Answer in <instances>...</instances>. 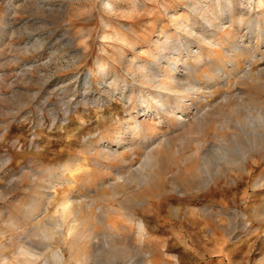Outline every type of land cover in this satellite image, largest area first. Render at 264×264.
<instances>
[{
	"label": "rangeland",
	"instance_id": "rangeland-1",
	"mask_svg": "<svg viewBox=\"0 0 264 264\" xmlns=\"http://www.w3.org/2000/svg\"><path fill=\"white\" fill-rule=\"evenodd\" d=\"M218 8L255 46L227 14L264 24V0H0V264H264V40L209 54ZM169 61L199 90L142 109Z\"/></svg>",
	"mask_w": 264,
	"mask_h": 264
},
{
	"label": "bare ground",
	"instance_id": "bare-ground-1",
	"mask_svg": "<svg viewBox=\"0 0 264 264\" xmlns=\"http://www.w3.org/2000/svg\"><path fill=\"white\" fill-rule=\"evenodd\" d=\"M228 9H230V6H228ZM218 11H219V14L216 15V16H214L212 18V20L209 21L210 23L208 22L209 26H211V27L214 26V28H212L213 30L209 31L208 32V36L206 37V39H210L208 41V43H207L208 44V49H207L208 50V53L209 54H212V53L215 52V49L213 48L215 46V43H216L215 41H218V45L221 46V48H222V45L224 44V42H223V40H218L219 39V32H222V33H225V34L228 35L227 38H226V42L230 43L234 47L233 48L234 49V52L232 54L233 56L243 55V54H250L251 56H253L252 53L254 52L255 48H258L259 47V44L261 42H263V40H264V24L261 23L260 19L259 20H256V19L251 18V17L248 18V19H244V18H242L241 14L235 15L232 12H230L229 14H227L229 16V20H230L231 24H233L235 22L236 25L238 26V28L240 26H242V25H245V27L250 30L249 31L250 36H252V35H255L256 36V45L255 46H252L251 45V46H248V47L247 46H242L241 47V46L235 45V43L230 40V38L232 36L231 31H229V30L228 31L223 30V27H222V23L223 22H222V18L221 17H222V13H225V12L221 8H218ZM262 13L264 14V9H263ZM205 31H208V30L206 29ZM205 36L206 35H204V32H203L202 33V37H205ZM173 45L177 49V51L178 50L180 51L181 49H184L186 52H189L188 51V46L184 42H182L180 39H177L176 42ZM201 57L199 55L197 58L200 60ZM231 64H232L231 65L232 68L236 70L239 67L238 66L239 65V60H237V58H234V60H232ZM176 69H177L176 64L170 63V61H169V62H167V68H164L162 70H159V68L157 66V68H155L154 71H152L149 75H147L148 76L147 77V82H152L153 81V78H155L157 76L156 75L157 71H164L161 74L163 78L162 79H159L158 82L156 80V82L158 83V85L157 84L154 85V87H157L158 88V89L156 88V90H154L155 94L153 95L152 92H150V93L148 92L147 94L140 95L141 99L138 98L139 104H140V106H141L142 109H143L142 105L148 111H153L154 109H156L159 106L162 111H170V109H172L171 107H173V106H172V103L170 102V100L168 99V96L166 94L167 92H164V91H170V92H174V93H178V94L181 91L182 92H185L186 94H183L181 96L180 95L178 96V94H175L176 95V105H179L180 107H182L184 105V99L187 97L188 92L190 93V90H193V89L199 90L200 87H194L191 84H189V85L187 84L188 86H182V85H180L178 83L174 84L173 83L174 82V79H175L174 78V73H175ZM103 70H104V68L101 69L102 72H103ZM216 71H220V70L218 69V70H215V72ZM188 73L190 74V70L188 71ZM216 74H217V72H216ZM204 78H205V81L208 84L215 81V77L213 76V74L210 75V74L205 73ZM177 88H179V89H177ZM181 109H182L183 112H185V110H186V108L184 109V107H182ZM156 112H157V114L159 113L158 111H156ZM253 116H254L255 119L262 118V117L264 118V116L262 115V113L261 114L260 113H254ZM132 119H133V122H131L132 124L130 126V129L132 130V133L135 134V136L136 135L138 136L140 134H144V135L147 136L148 133H150V132L152 133L153 132V129L156 128V124L158 125V123H155L153 125L150 122H147L146 120H144V121H137L135 119V117H133ZM176 119L177 120H180L181 119L180 115ZM236 123L239 125V127H241V129L244 128V127H242L243 124L245 125V124H250L251 123L252 126H254V124H255L254 121H252L250 119L248 120V119H245V118L242 119L241 121H240V119L237 118L236 119ZM121 140H122V137L121 136H118V142L119 143H120ZM149 157H150V155H149ZM64 167H65V165H63L61 168H64ZM59 207H61L60 209H62V211H61L62 213L60 214V216H61L60 219L61 220L59 219L61 222H64V220L65 221L68 220V218L71 217L70 215H72V213L75 212V211L73 212V210H72L73 208H71V203H70V200L68 198L66 200L62 201L59 204ZM57 215H58V213H57ZM73 219L75 220L74 217H73ZM60 221H59V225H58L59 227H60ZM65 224H66V222H65ZM73 224H74V221H73ZM74 225L70 224L69 226H67V224H66V227H68L67 228V233L68 234H70L71 232H74V234H77V232L75 233V231H73V228H76V226L74 227ZM142 225L143 224H141V223H139L137 225L138 226V229L140 231V233H138V234H140L141 237L144 234V229H145V228H143ZM78 234H79V231H78ZM77 235H73V233H72V236H77ZM45 236H46V234H45ZM70 237H69V239H70ZM71 239H74V238H71ZM19 253H25V254H29L30 253L29 255H32L31 254L32 253V250H30V249H28L26 247H22V248H20V252ZM53 254L56 256V258L59 257V255H60V253L58 254V251L57 250H56V252L54 251V253H52V255Z\"/></svg>",
	"mask_w": 264,
	"mask_h": 264
}]
</instances>
